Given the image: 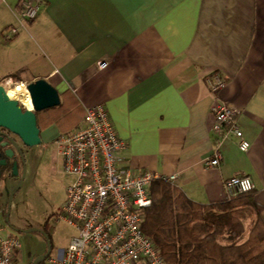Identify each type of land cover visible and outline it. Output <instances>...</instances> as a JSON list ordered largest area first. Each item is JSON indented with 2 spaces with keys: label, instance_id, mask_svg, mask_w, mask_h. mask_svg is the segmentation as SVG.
Listing matches in <instances>:
<instances>
[{
  "label": "crops",
  "instance_id": "crops-1",
  "mask_svg": "<svg viewBox=\"0 0 264 264\" xmlns=\"http://www.w3.org/2000/svg\"><path fill=\"white\" fill-rule=\"evenodd\" d=\"M19 1L0 0L3 32L19 25ZM0 47V82L47 79L77 108L69 131L103 104L126 142L118 155L135 171L175 174L174 184L206 204L228 200L225 181L248 175L264 223V0H43ZM217 71L227 78L219 96L241 108L250 147L222 139L220 164L205 167L218 142L207 83Z\"/></svg>",
  "mask_w": 264,
  "mask_h": 264
},
{
  "label": "built area",
  "instance_id": "built-area-1",
  "mask_svg": "<svg viewBox=\"0 0 264 264\" xmlns=\"http://www.w3.org/2000/svg\"><path fill=\"white\" fill-rule=\"evenodd\" d=\"M43 0H20L19 25H11L6 37L19 33L25 22L34 20ZM106 62H99V67ZM214 97L212 131L218 142L203 161L205 167L218 166L222 160L220 142L235 138L240 150L247 151L250 141L238 124L241 108L219 96L227 78L221 72L207 77ZM54 142L62 158L63 171L72 177L58 219L73 225L77 233L65 248L49 253L48 264H170L153 239L143 232L144 209L151 202L153 179L173 182L175 174L160 175L148 170L135 171L118 153L126 147L119 138L103 104L85 109L81 126L58 131ZM248 175H234L225 181L228 198L254 190ZM4 215L0 210V264H17L14 254L21 241L5 234Z\"/></svg>",
  "mask_w": 264,
  "mask_h": 264
},
{
  "label": "trees",
  "instance_id": "trees-1",
  "mask_svg": "<svg viewBox=\"0 0 264 264\" xmlns=\"http://www.w3.org/2000/svg\"><path fill=\"white\" fill-rule=\"evenodd\" d=\"M14 79L19 80L16 75ZM76 109L68 108V96L63 95L45 121L72 117ZM149 190L152 202L144 209L142 230L170 264H264V223L255 190L207 204L164 179H153Z\"/></svg>",
  "mask_w": 264,
  "mask_h": 264
},
{
  "label": "rangeland",
  "instance_id": "rangeland-1",
  "mask_svg": "<svg viewBox=\"0 0 264 264\" xmlns=\"http://www.w3.org/2000/svg\"><path fill=\"white\" fill-rule=\"evenodd\" d=\"M2 26L0 21V43L1 40H6V31L1 30ZM1 49L2 47H0ZM0 73H6L5 67H2L1 63ZM60 97L63 99V95ZM59 112L60 110H58ZM75 123V118H68V115L60 116L53 122L55 131L54 134L50 133V138L53 137L52 140L48 143L47 148L33 158L32 169L29 171L21 190L12 201L11 217L18 220L21 225L20 228H40L47 234L45 237L38 231H18L11 226H5L6 235L9 233L21 241L17 264H32L38 255L47 250L48 240L52 247L51 254L55 253L58 248H65L70 237L76 233L73 225L58 219V214L61 212L66 197V187L72 177L63 171L62 158L54 142L60 129L68 131L73 129ZM44 130V141H48ZM36 151H38L37 147ZM6 196L7 193L0 185V209L3 212ZM40 264L48 263L41 262Z\"/></svg>",
  "mask_w": 264,
  "mask_h": 264
},
{
  "label": "water",
  "instance_id": "water-1",
  "mask_svg": "<svg viewBox=\"0 0 264 264\" xmlns=\"http://www.w3.org/2000/svg\"><path fill=\"white\" fill-rule=\"evenodd\" d=\"M27 82L29 85L34 103L35 110H43L53 106H57L61 102L60 93L55 86H53L47 79L38 78L36 80ZM4 83L1 81L0 84ZM0 126H4L16 133L24 142V144L31 146L40 143V129L37 126L36 115L34 111H22L20 105L16 102H10L4 90L0 88ZM14 192H11L8 200V210L5 215V221L9 222L10 208L12 204ZM18 231H38L47 237V234L40 228H25L18 229ZM51 243L47 241V250L45 253L38 255L32 262L37 264L39 260L45 259L51 252Z\"/></svg>",
  "mask_w": 264,
  "mask_h": 264
},
{
  "label": "flooded vegetation",
  "instance_id": "flooded-vegetation-1",
  "mask_svg": "<svg viewBox=\"0 0 264 264\" xmlns=\"http://www.w3.org/2000/svg\"><path fill=\"white\" fill-rule=\"evenodd\" d=\"M20 107L22 108V111H25L22 105H20ZM50 108H46L43 110H34L37 126L40 129L41 137V141L38 144L28 146L24 144L22 139L12 130L4 126H0V185L2 186V189L7 193V196L3 203L5 215L8 210V200L11 192H14V199L16 194L24 185L29 171L32 169L34 162L33 158L35 157V155L38 156L40 151L42 152L45 148H47L48 143L51 141H44L43 129L40 123L41 119L50 113ZM36 147L38 148V151H36ZM4 223L5 226H11L13 229H25L19 227L21 225L18 220L12 219L11 208L9 222H6L4 217Z\"/></svg>",
  "mask_w": 264,
  "mask_h": 264
},
{
  "label": "clouds",
  "instance_id": "clouds-1",
  "mask_svg": "<svg viewBox=\"0 0 264 264\" xmlns=\"http://www.w3.org/2000/svg\"><path fill=\"white\" fill-rule=\"evenodd\" d=\"M0 88L4 90V94L10 102H16L22 105L29 112L35 110V103L29 85L24 81L15 80L10 77L4 83L0 84Z\"/></svg>",
  "mask_w": 264,
  "mask_h": 264
}]
</instances>
